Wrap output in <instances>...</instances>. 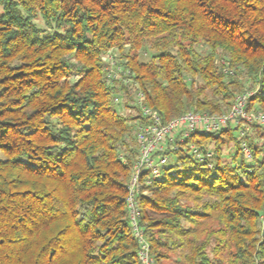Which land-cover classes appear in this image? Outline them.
Returning <instances> with one entry per match:
<instances>
[{"label":"trees","instance_id":"1","mask_svg":"<svg viewBox=\"0 0 264 264\" xmlns=\"http://www.w3.org/2000/svg\"><path fill=\"white\" fill-rule=\"evenodd\" d=\"M0 7V264H141L127 199L143 117L104 55L118 51L121 74L165 122L222 114L246 91L248 110L264 114V0ZM239 129L195 132L213 158L181 148L142 187L154 264H264V126L244 137L251 160Z\"/></svg>","mask_w":264,"mask_h":264},{"label":"built area","instance_id":"2","mask_svg":"<svg viewBox=\"0 0 264 264\" xmlns=\"http://www.w3.org/2000/svg\"><path fill=\"white\" fill-rule=\"evenodd\" d=\"M109 76L133 87L135 103L143 117L134 127L138 151L131 170L127 208L133 235L139 243L138 258L141 264H154L150 244L139 221L137 196L140 193L147 194L146 191L142 192V187L149 186L154 179L160 178L172 155L181 148H188L200 161L213 158L211 151L204 153L196 143L191 142L195 132L218 133L229 126H239L238 139L242 152L251 160L252 151L244 137L250 132L253 124L264 126V114L248 110V100L252 93L246 91L237 95L231 108L222 114L190 111L165 122L156 111L145 104L144 92L134 81L124 78L114 61L110 63ZM122 99V96H116L114 102L119 104ZM209 166L212 167L211 164Z\"/></svg>","mask_w":264,"mask_h":264},{"label":"rangeland","instance_id":"3","mask_svg":"<svg viewBox=\"0 0 264 264\" xmlns=\"http://www.w3.org/2000/svg\"><path fill=\"white\" fill-rule=\"evenodd\" d=\"M0 10H1V7H0ZM39 25H42V22H37ZM198 49H199V51H201L202 53H208L209 52V48L207 47V46H205V45H201V46H199L198 47ZM146 52H143V56H142V58H145V59H147V58H149L150 57V55L152 54V51L151 50H145ZM118 51L117 50H111L109 53H107L106 55H104V59L106 60V62L109 64V63H112L113 61L114 62H117V60H115V58L116 57H118ZM112 60V61H111ZM109 66H110V64H109ZM110 68V67H109ZM78 77V76H77ZM226 157L228 158V159H230L231 158V154H228V155H226ZM172 162H170L167 166L169 167L170 166V164H171Z\"/></svg>","mask_w":264,"mask_h":264}]
</instances>
